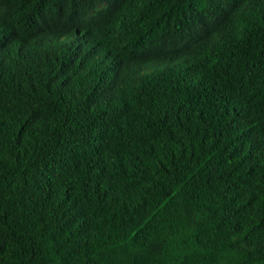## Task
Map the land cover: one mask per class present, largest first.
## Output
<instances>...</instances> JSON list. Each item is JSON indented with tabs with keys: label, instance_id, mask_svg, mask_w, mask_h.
I'll use <instances>...</instances> for the list:
<instances>
[{
	"label": "trees",
	"instance_id": "trees-1",
	"mask_svg": "<svg viewBox=\"0 0 264 264\" xmlns=\"http://www.w3.org/2000/svg\"><path fill=\"white\" fill-rule=\"evenodd\" d=\"M0 264H264V0H0Z\"/></svg>",
	"mask_w": 264,
	"mask_h": 264
}]
</instances>
